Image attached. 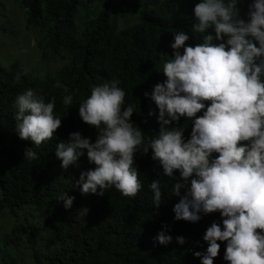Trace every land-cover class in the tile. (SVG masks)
Wrapping results in <instances>:
<instances>
[{
	"label": "trees",
	"instance_id": "1",
	"mask_svg": "<svg viewBox=\"0 0 264 264\" xmlns=\"http://www.w3.org/2000/svg\"><path fill=\"white\" fill-rule=\"evenodd\" d=\"M13 2L20 8L26 31L36 40L34 52L54 69L28 72L17 60L8 67L0 63V221H4L0 264H201L194 253H206L208 243L203 237L213 222L223 229V217L215 212L200 213L201 219L195 223L176 220L173 208L187 186L180 189L179 196L174 194L175 185L184 183L180 172L167 176L159 161L152 159L151 149L147 154L140 149L134 157L133 166L142 183L135 198L124 197L115 188L105 190L103 196L82 194L77 185L81 173L96 167L86 150L78 166L67 170L55 155L56 145L67 142L70 133L80 132L96 141L98 129L82 121L79 104L91 95L92 87L113 78L126 92L124 107L135 105L131 120L143 132L145 143L159 135V109L151 93L167 79L163 63L174 58V34L183 31L189 35L185 46L193 47L203 42L204 35H215L213 29L194 31V8L201 0ZM252 2L238 3L242 19H248ZM24 72L14 82L17 73ZM57 81L73 95L71 106L63 104L65 93L55 87ZM29 88L45 102L55 97L54 115L62 119L53 139L39 148L31 140L21 139L16 130L14 102ZM202 115L203 111L197 113ZM193 126L194 119L181 117L167 127L183 128L187 142ZM29 148H34L39 159H25ZM216 156L213 153L211 159ZM154 181L162 192L158 209L150 188ZM65 193L75 197L69 209L58 199ZM85 208L88 212L81 216ZM161 231L172 237L170 243H159ZM181 236L184 244L177 241ZM218 243L220 252L214 264H230L224 259L227 242Z\"/></svg>",
	"mask_w": 264,
	"mask_h": 264
},
{
	"label": "clouds",
	"instance_id": "2",
	"mask_svg": "<svg viewBox=\"0 0 264 264\" xmlns=\"http://www.w3.org/2000/svg\"><path fill=\"white\" fill-rule=\"evenodd\" d=\"M239 2L201 0L196 4L194 31L213 29L215 35H204L195 47L185 46L190 37L183 31L174 34V58L163 63L167 79L151 93L159 109L157 137L145 143L143 132L131 120L135 105L124 107L126 92L113 78L92 87L91 95L79 104L82 121L98 129L96 141L73 132L55 150L65 170L78 166L86 150L96 167L81 173L77 181L85 195L103 196L105 190L115 188L124 197L135 198L142 189L133 166L140 149L144 154L151 149L152 159L159 161L167 176L178 170L184 183L176 184L173 192L179 196L186 186L187 191L173 208L175 219L195 223L200 213L215 212L223 217V229L213 222L203 237L208 243L206 253H194L201 264H214L220 252L218 241L227 242L224 259L230 264H264V0H253L247 20L241 18ZM164 56L161 53L162 61ZM22 74L26 72L17 73L14 82ZM55 87L63 89V104L71 106L68 87L59 81ZM14 108L19 137L31 140L35 148L52 140L62 125V119L54 115L55 97L45 102L31 88L16 97ZM201 111L203 115L197 116ZM181 117L194 119L187 142L183 128L167 127ZM213 153L218 156L211 159ZM25 159H39L34 148L25 150ZM150 188L158 209L159 182H152ZM58 199L69 209L75 197L65 193ZM87 212L85 208L80 215ZM157 240L168 244L172 237L161 231ZM177 241L184 244L185 238L177 237Z\"/></svg>",
	"mask_w": 264,
	"mask_h": 264
},
{
	"label": "rangeland",
	"instance_id": "3",
	"mask_svg": "<svg viewBox=\"0 0 264 264\" xmlns=\"http://www.w3.org/2000/svg\"><path fill=\"white\" fill-rule=\"evenodd\" d=\"M4 28V29H3ZM36 40L26 31L20 8L13 0H0V63L8 67L13 60L26 68L46 73L54 68L49 63H43L33 47ZM4 221H0V228ZM10 230L9 228L7 229ZM3 246V245H2Z\"/></svg>",
	"mask_w": 264,
	"mask_h": 264
}]
</instances>
